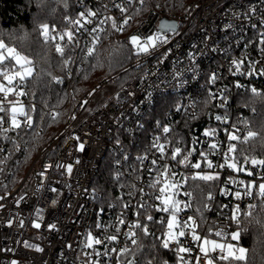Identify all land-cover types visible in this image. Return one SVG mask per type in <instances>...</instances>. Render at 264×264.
I'll use <instances>...</instances> for the list:
<instances>
[{
  "label": "built area",
  "instance_id": "built-area-1",
  "mask_svg": "<svg viewBox=\"0 0 264 264\" xmlns=\"http://www.w3.org/2000/svg\"><path fill=\"white\" fill-rule=\"evenodd\" d=\"M113 2L119 3L120 0L79 1L81 9L76 19H81V12L100 9L99 15L91 18V23H85L81 19L84 28L76 32V38L81 42L85 53L87 51L85 45L91 46L92 37L89 32L93 27H101L99 20L105 16H111L118 24L123 22V16L112 6ZM104 5H107L109 10H103ZM253 6L256 9L254 13L250 11ZM161 18L174 20L180 35L152 55L137 56L130 45L133 57L131 67L134 72L132 78L85 115L71 113L61 130L32 157H29L28 161H24V149L13 151L11 158L4 159L9 156L12 145L7 140H3L0 135V147L5 148V151L0 153V161H3L0 163V197H3L0 199V264H11L13 260L17 261V264H87L85 253L91 250L84 248V236L89 229L93 230L94 235L100 231L94 229V222L101 208L105 210L101 214L103 222L109 225L116 222L115 218L121 212L123 202L136 206L142 201H147L153 207L159 203L150 198V195L158 189L148 187L155 173L153 172L152 176L148 174L147 169L151 167L153 156L145 150L140 156L147 155L148 159L142 164L138 162L139 179L136 177L134 180L135 188L131 185L123 197L115 203L109 205L100 203V192L92 185L102 158L107 151L116 149L113 139L118 135V131L125 129L130 134H135L141 127L143 116L160 96L173 97L171 106L174 110L165 119L157 122L172 127L177 134L175 138L183 137L185 142L183 146L193 147L191 138L195 136L207 143L219 141L221 151H226L228 141L225 128L235 124L241 128V134H244V125L240 121L249 122L248 116L253 115L255 111L248 108L240 109L237 93L239 91L250 93L249 89L252 87L264 93V76L259 75L260 71H264V58L259 52L258 43L259 33L264 32V26H261V21L264 20V0H191L186 10L175 18L162 16L153 9L147 10L142 19L132 27L131 35L140 33L142 36H147L149 32L155 30ZM253 24L257 27L253 28ZM229 25L231 27H228ZM102 27L105 32L100 35L112 29L111 21ZM72 28H80V25H72ZM53 29L61 32L56 28ZM249 40L253 43L245 49L244 45ZM167 48L172 50L167 59H163L161 53ZM189 52L195 53L196 65L189 60L187 55ZM243 55H247L248 61L241 70L245 71L247 64L255 61L253 71L256 74L233 77L228 72L229 64L232 59H239ZM160 60L163 62H159ZM194 66L197 68L195 73L189 71ZM177 71L181 73V76L174 78V73ZM213 71H218L224 79L218 80L215 85L206 84L209 74ZM181 80L186 83L178 87ZM237 80L247 85V88L236 89L234 84ZM226 85L231 95L227 108L228 123L224 124L222 121L215 120L216 115L225 114V109L214 107L219 100H213L207 105L203 101L207 99L209 90L218 94V90ZM130 93L133 94L130 95ZM193 99L198 102L195 109L189 107ZM177 105L184 107L177 112ZM193 112H195V118L192 116ZM72 116H75V119H72ZM157 122L154 123V131L148 138L149 145L157 135L162 137L161 142H165L163 140L165 134L162 129L157 128ZM209 127L217 129L216 137L203 136V132ZM7 135L13 139L17 137L16 132H9ZM167 135L170 140L173 138V133ZM76 137H79V140ZM81 142L85 145L84 151L79 150ZM207 143H198L195 147L198 151H207ZM191 159L193 162L200 159L198 152ZM209 159H212L214 164L223 163L222 155H210ZM77 160L80 163H77ZM241 163H243L242 159ZM55 164H71L73 171L68 174L63 168L49 167ZM22 165L24 168L19 171ZM244 167L253 168L251 164H244ZM175 170L178 173L188 172L182 165ZM216 170L220 172L222 182L216 183L211 191L214 196V200L210 202L211 211L204 212L203 227L197 229L202 235L209 225H214L213 233L221 227L228 232L235 231V224L229 219L232 209L239 204L243 212L248 209L249 204L259 205L257 189H253L252 196L242 195L240 200H236L232 193L235 191L243 193V187L239 184L224 183V181H227L230 176L244 180L245 183L254 178L259 181L261 175H264V167H255L254 178L248 177L246 173L233 172L228 168ZM41 173L44 174L41 175ZM51 188H57L58 193L51 192ZM141 188L143 192L139 191ZM222 188L229 189V195H222ZM185 190H190L189 185H184L179 198L187 200L188 198L182 195ZM130 193L133 194L129 195ZM20 197L24 199L21 200ZM53 198L57 200L55 206L51 203ZM222 205H228V207H222ZM196 208L193 201L191 209H184L180 213V219L184 220L187 216H193L199 224L200 213L196 212ZM37 209H42V221L37 216ZM135 210L133 207L128 211L126 223L137 219L134 215ZM147 214H153L152 207L148 209L145 216ZM154 215L159 220L167 214L154 213ZM140 219L148 223L150 232L155 233V238H162L166 225L162 227L158 223L147 222L144 217ZM21 220L23 225L20 223ZM34 221L41 223L39 229L32 226ZM53 223L57 226L56 230H50L48 227ZM120 227L121 243L109 245V247L124 246L123 233L127 231V228ZM108 232L113 234L114 229L109 228ZM212 238L218 237L213 235ZM181 240H187L186 246L195 249V242H192L190 237H182ZM25 242L38 246L42 251H36L35 247H25ZM68 245L72 247L68 248ZM127 246L132 248L133 245L128 241ZM96 247L103 251V246ZM167 251L174 255L173 251ZM196 254L197 251L192 253V255ZM93 259H99L101 264H117L116 253H110L109 257L103 258L93 256ZM124 259H132V257L128 254ZM174 264H178L177 259ZM189 264H193V261L189 260Z\"/></svg>",
  "mask_w": 264,
  "mask_h": 264
},
{
  "label": "snow or ice",
  "instance_id": "snow-or-ice-1",
  "mask_svg": "<svg viewBox=\"0 0 264 264\" xmlns=\"http://www.w3.org/2000/svg\"><path fill=\"white\" fill-rule=\"evenodd\" d=\"M148 0H135V3L139 7L133 8L134 0H120L119 3L113 2V7L118 9L123 16V22L118 24L111 16H105L103 19L99 20V25L101 27H93L89 32L91 35V46L88 47L85 45L86 58H95L97 64H99V56L97 54V46L101 43L102 37L100 33L105 32V29L102 27L111 21V28L116 32H123L126 26H130V21H132L137 15H139L144 7L147 5ZM67 7V4H65ZM155 7H163V5H155ZM131 9V13H130ZM103 10L107 11L108 6L104 5ZM250 11L254 13L256 11L255 7H251ZM100 9L97 11H87L81 12L80 17L85 21V23H91V18L97 17L99 15ZM81 19H68V25H80V28L69 29L66 27L64 31L56 32L55 29L50 30L47 24L40 25V34L43 37L44 45L54 46L56 53L61 57H65V50L70 47H76L79 45V40L76 38V32L81 28H84V24H81ZM261 26H264V20L261 21ZM228 27H231L229 25ZM253 28H256L257 25L253 24ZM85 31L87 29L85 28ZM3 34L0 33V36ZM180 32L178 26L173 22H160L157 24L154 31L149 32L147 36H142L140 33L131 35L128 38V43L131 45L132 49L135 50L137 56L141 55H152L154 52L158 51L161 48L169 45L174 37L179 36ZM259 52L264 58V32L259 33ZM28 34L20 36V40H26ZM253 42L249 40L245 43L244 47L247 49L250 44ZM171 48H167L166 51L161 53L163 59H167L168 54L171 52ZM214 51L216 49H213ZM189 60L193 65H196V55L194 52H189ZM248 61L247 55H243L239 59H232L228 72L233 77H243L245 75L252 76L256 73L253 71L255 68V61L248 63L245 71H242V66L246 65ZM14 62V63H13ZM159 62H163L160 60ZM70 63V58H65L63 60L62 67L67 69L68 72H71V69L68 68ZM96 65H93L95 67ZM35 62L26 54L21 51H17L15 47H10L0 38V135H2L3 140H7L11 145L12 149L9 151V156L4 159L11 158L13 151H22L24 148H28L29 152L27 155H31L32 145L38 144L42 139V132L44 127L47 126V122L51 121L53 123L57 122V118L61 115L59 112H43L38 110L37 106L31 102L26 104L21 97H27L29 94L35 96V91H32L28 88L26 81L32 82V87L35 88L36 84L39 83L41 79V74L44 73V70L41 69L40 72L36 71ZM195 73L197 68L194 66L189 69ZM50 76L52 80H55L57 83H63L59 77L52 76L50 72L46 73ZM259 75L264 76V71H260ZM181 73L177 71L174 73V78L180 77ZM84 79H87V74H85ZM224 79V77L218 72L213 71L209 74L206 84L215 85L218 80ZM186 81L181 80L177 85L182 87ZM236 89L247 88V85L239 82L237 80L234 84ZM79 91V90H77ZM95 91V89L93 90ZM250 97L245 106L255 104L257 100L264 102V93L260 92L257 88L252 87L249 89ZM133 93H130V95ZM91 95V93H89ZM231 93L227 85L213 92L211 90L207 93V99L203 101L205 105L210 103L213 100H219V103L214 105L221 109H225V114L223 116L216 115V121H222L224 124L228 123L227 108L229 107V96ZM15 97V99H13ZM74 99V97H73ZM86 103V101H85ZM197 101L193 99L189 107L195 109L197 106ZM183 105H177V112L181 111ZM254 110V109H253ZM35 114V115H34ZM193 118H195V112L192 113ZM75 119V116L71 117ZM244 125V134H241V128L233 124L229 128H225L227 138V149L226 151H221L219 141L213 143H207L206 141H200L198 137L193 136L191 138V144L193 147L189 148L183 146L185 144L184 138L179 137L175 138L177 134L174 133V129L170 126H166L157 122V128L162 129V137L157 135L153 138L149 147L145 150L148 153H151L153 158L151 159V167L147 169L148 174L152 176L153 172L155 173L152 176V179L148 183V187L151 189L157 190L154 194L150 195V198L158 201L154 207L149 205L147 201H142L136 206H133L129 202L122 203V210L116 216V222L113 224L105 225L102 219V213L105 211L103 208L97 213V220L94 222V229L100 230L96 235L93 234V230L89 229L84 236V248L90 249V252L85 253L87 256V264H101L99 259L94 260L93 256L98 258L109 257L110 253H116L117 264H135V261L132 259H124L130 252L134 255L135 250H138L142 247V243L138 238V231L142 234L143 237L153 236L155 237L154 232H150L148 223L143 222L140 217H144L147 222L153 224H160L162 227L166 225V230L162 232V238L156 237L160 240V247L166 250H171L174 252L175 258L177 259L178 264H189V260L193 261V264H218V262H226V264H252V261L249 257L250 250L248 248L242 247L239 245V241L242 238L244 233L248 232V228L241 227L243 223L241 220V206L236 205L232 209V214L229 219L237 226L238 230L228 232L224 227L219 228L214 233L212 231L214 225H209L206 232L202 235L197 229L202 228L205 222L204 212L211 211L210 202L214 200L212 192L209 191L207 197H201L200 204L202 207L196 208V212L200 213V222L197 223V220L193 216H187V219H180V213L184 209H191L193 201L197 199V194H202L203 189L201 188L200 183L204 182L210 186L220 183L221 174L216 169H232L236 173H246L248 177H255L256 173L254 171L255 167L260 166L264 167V159H256L251 157L249 152L254 150L256 142L259 141L260 146L264 148V128L261 131H254L249 127V122L247 120L240 121ZM7 125V127H5ZM9 132H16L17 137L13 139L11 136L7 135ZM173 133V138L170 140L167 134ZM205 137H216L217 129L214 127H209L203 132ZM25 137H28L25 139ZM79 140V137H76ZM23 141V143H20ZM198 143H207V151L199 150L195 147ZM84 143L79 144V150L84 151ZM170 149V150H169ZM5 148L0 147V153H3ZM198 152L200 159H197L195 162L192 161L191 157ZM212 155H222L223 163L214 164L212 159H209V156ZM128 156H124V160H128ZM141 164L144 160L148 159V156H137L136 158ZM241 159L243 163H241ZM3 161H0L2 163ZM77 163H80L77 160ZM120 161H117L119 164ZM244 164H251L252 169L244 167ZM183 166L188 170L187 173H178L175 169L178 166ZM49 167H54L57 169L63 168L68 174H71L73 171V166L71 164L62 165L55 164L50 165ZM136 171V169H133ZM44 173H41L43 175ZM179 176V179H177ZM119 178V174L118 177ZM139 179V177H137ZM191 182V183H190ZM224 183L228 184H239L243 187L244 191H235L232 193L236 200H240L242 195L252 196L253 189H257L256 196L260 198L259 208L261 213H264V175H261L260 180L257 181L255 178L245 183L244 180H238L233 176H230L227 181ZM189 185L190 190L183 191V196L188 199H182L181 189L184 185ZM123 187V185H122ZM135 188V185H132ZM51 192L58 193L57 188H51ZM140 192H143V188L139 189ZM130 193L129 195H132ZM222 195H229V189L222 188ZM3 199V197H0ZM21 200L24 197H20ZM53 206L57 204V200L53 198L51 200ZM135 207L134 215L137 219L134 222H127L126 217L128 211ZM153 208V214H147L148 209ZM222 207H228V205H222ZM258 205L249 204L248 210L243 212L244 218L249 224L255 223L259 227L260 235L264 236V218H258L254 215ZM37 216L40 221L43 220L41 215L42 209H37ZM154 213H165L166 216L160 217L159 220L156 219ZM23 225V221H20ZM32 226L36 229L41 227V223L34 221ZM124 226L127 228V231L123 233L125 238L124 246L117 247L109 245H119L121 243L120 234L121 227ZM50 230H56V224L48 225ZM114 229V233L110 234L108 229ZM187 230V231H186ZM218 237L220 239L212 238V236ZM230 236L231 241L237 243H232L228 241ZM182 237H190L192 242H195V249L191 246H186L188 243L187 240L182 241ZM134 246L136 249H130L127 246V242ZM96 246H103V251H100ZM25 247H35L36 251H42L38 246L29 244L25 242ZM68 248H71L72 245H68ZM153 247H156L153 244ZM194 251H197L196 255H192ZM216 255H213V254ZM156 259V264H169V260L163 258H153ZM153 259H149L146 264H153ZM264 259V258H262ZM11 264H17V261H11Z\"/></svg>",
  "mask_w": 264,
  "mask_h": 264
},
{
  "label": "trees",
  "instance_id": "trees-1",
  "mask_svg": "<svg viewBox=\"0 0 264 264\" xmlns=\"http://www.w3.org/2000/svg\"><path fill=\"white\" fill-rule=\"evenodd\" d=\"M79 1L0 0V33L3 34L0 38L8 46L15 47L17 51L28 55L35 62L37 72H40L41 69L44 70L35 88L32 87L31 81H26L28 88L35 91L36 95L29 94V96L20 99L26 104L29 102L35 104L38 110L43 112L61 113L57 122H47V126L44 127L41 134L42 139L38 144L31 146L30 156L27 155L29 149L24 148V161H28L29 157H32L61 130L71 113L85 115L132 78L134 73L131 67L133 57L128 38L131 36L132 27L142 19L147 10L153 9L162 16L175 18L186 10L191 0H148L144 10L130 21V26H126L123 32L111 29L101 35V43L97 46L99 64L95 58H86L81 42L76 47L67 48L65 57H61L56 53L54 46L44 45L43 37L40 34V25L42 24H47L50 29L56 28L60 31L66 27L72 29V25H68L67 21L77 18L81 9ZM157 4L163 5V7H155ZM136 7L139 5L134 0L133 8ZM25 33L28 34V38L20 40L19 37ZM65 58H70L68 65V68L71 69L70 73L62 67ZM93 65L96 66L93 67ZM48 72L52 76L59 77L63 83L52 80L50 76L46 75ZM85 74H87V79H84ZM94 89L95 91H93ZM237 94L240 109L248 108L255 111L253 115L248 116L249 127L254 131H261L264 128V102L257 100L255 104L245 106L250 93L239 91ZM172 99L171 96L157 98L143 116L141 127L135 134L132 135L125 129L118 131V135L113 139L116 149L106 152L93 180V188L100 192V203L103 205L115 203L123 197L127 188L133 185L135 178L139 175V161L136 158L148 148V138L154 131V123L165 119L173 112ZM27 138L25 137V139ZM249 154L256 159H264V148L260 146L259 141L256 142L255 149L250 150ZM124 156H128L129 159L124 160ZM118 160L119 164H117ZM23 168L24 165L20 166L19 171ZM118 174L119 178H117ZM198 183H200L203 192L197 194V199L194 200L197 208L202 207L201 197H207L209 191H213L216 185L210 186L202 181ZM243 212L241 213L243 222L241 227L246 226L248 232L242 235L238 243L250 250L249 257L252 264H264V259H262L264 258V236L260 235L261 230L255 223L247 222ZM254 215L264 218V213H261L259 205ZM235 230H238L236 225ZM138 238L142 247L135 250L136 246L133 245L130 249L135 250V254L129 253L135 264H146L149 259L154 257L167 259L169 264L175 263V256L161 248L158 239L151 235L143 237L140 232H138ZM153 244L156 247H153ZM153 264H156V259H153ZM218 264H226V262H218Z\"/></svg>",
  "mask_w": 264,
  "mask_h": 264
},
{
  "label": "water",
  "instance_id": "water-1",
  "mask_svg": "<svg viewBox=\"0 0 264 264\" xmlns=\"http://www.w3.org/2000/svg\"><path fill=\"white\" fill-rule=\"evenodd\" d=\"M162 21H164V22H173V23H175L174 20H168V19H166V18H161V19L159 20V23L162 22ZM175 24H176V23H175Z\"/></svg>",
  "mask_w": 264,
  "mask_h": 264
},
{
  "label": "rangeland",
  "instance_id": "rangeland-1",
  "mask_svg": "<svg viewBox=\"0 0 264 264\" xmlns=\"http://www.w3.org/2000/svg\"><path fill=\"white\" fill-rule=\"evenodd\" d=\"M2 79L3 78H0V81H2ZM112 94H110L108 97H110ZM118 143V142H117ZM116 144V143H115ZM215 239H218V238H215ZM229 242H232V243H234L233 241H231V239L230 240H228Z\"/></svg>",
  "mask_w": 264,
  "mask_h": 264
}]
</instances>
